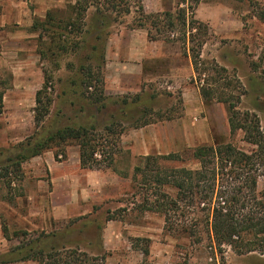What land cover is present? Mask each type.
Wrapping results in <instances>:
<instances>
[{"label": "rangeland", "instance_id": "1", "mask_svg": "<svg viewBox=\"0 0 264 264\" xmlns=\"http://www.w3.org/2000/svg\"><path fill=\"white\" fill-rule=\"evenodd\" d=\"M67 1L0 0V92H4L0 113V160L19 142L30 138L35 141V93L44 82L42 70L52 66L39 58L38 36L33 23L35 18H43L50 10H63ZM142 2L145 13L156 14L175 12L182 0ZM189 6L188 2L180 5L181 8ZM187 14L189 20L193 17L208 28L200 49V60L205 66H198V74L191 64V44L181 41L179 31H166L160 40L147 38L149 42L164 43L165 57L153 64L158 72L146 76L142 83H138L135 76L127 78V91L114 92L121 84L116 78L117 59L112 55L119 53L125 59L131 47L126 44L128 38L147 36L146 30L136 28L134 13L118 21L108 15V24L101 30L108 35L101 43L95 44L88 37L78 50L59 58L58 68L51 69L52 101L41 135L59 124L95 122L102 128L111 122L112 115L115 120H122L126 130L120 137L119 152L109 167L82 169L79 162L78 169L75 163V156L79 157L78 147L69 142L23 163L22 179L13 178L11 191L0 177V260L8 264H36L19 260L22 255L18 248L25 241L15 238L7 241L1 233L3 221L9 234L26 231L32 238L40 233L54 235L52 240L45 238V249L51 244L77 247L98 256L99 264H264V255L259 251L239 254L228 245L216 247L211 233L202 226L204 222L195 229L199 219L205 220L197 208L198 202L194 205L178 203V209L169 213L168 224L164 214L145 207L147 200L161 199L162 194L176 195L175 189L157 183L161 176L135 172L136 167H143L146 156L178 154L180 160H162L161 167L197 170L199 164L192 153L198 146L232 143L245 152L253 149L242 141L241 132L230 133L226 104L215 97L204 101L200 96L197 78L203 67L209 69L201 74L202 80L211 76L214 64L225 68L228 76L237 80L245 92L237 109L256 114L264 130V0H201L194 9L189 8ZM94 15L91 9L86 19L87 28L92 32L95 30ZM151 33L158 36L153 29ZM166 38L171 42L162 40ZM95 45L100 54L104 53V63L92 51ZM82 66H91L94 72L98 66L100 68L105 95L110 99L99 113L78 96L82 90ZM124 67L132 70L127 63ZM214 85L209 88H215ZM134 86L141 87L140 91L134 92ZM122 100L128 102L126 106H121ZM143 113L141 122H150L144 126L146 131L144 127H133V121L135 123ZM171 131L176 136L174 146L167 143ZM159 133L161 144L157 145L153 137ZM133 138H139L140 143ZM121 140H125V145L135 143L137 151L148 148L150 152L132 157L128 150H123ZM62 150L65 157H62ZM56 152L61 153L58 158L54 157ZM48 162L56 166L52 170L54 175L71 176L69 189L63 188V184H51ZM86 170L92 172L85 190L80 179ZM257 191H264V177L258 179ZM69 193L74 200L67 197ZM8 197L13 201L7 202L5 198ZM183 228H187V232H183ZM31 246L35 247V242ZM145 250L147 256L143 255Z\"/></svg>", "mask_w": 264, "mask_h": 264}, {"label": "trees", "instance_id": "2", "mask_svg": "<svg viewBox=\"0 0 264 264\" xmlns=\"http://www.w3.org/2000/svg\"><path fill=\"white\" fill-rule=\"evenodd\" d=\"M200 1L182 0L175 12L147 14L142 0H68L63 10H50L43 18H35L33 27L38 36L39 58L41 61L51 63V69L53 67L57 69L59 58L78 50L86 43L88 37L95 44L101 43L104 37H107L108 33H103L101 30L108 24V15H113L118 21L119 18L134 13L136 28L146 30L149 41L160 40L163 32L179 31L182 35L181 41H188L191 44L189 47L191 64L194 72L198 74V66H205L200 60V49L208 28L193 17L189 20L187 10L194 9ZM187 2L191 5L189 8L180 7ZM91 9L95 14L94 32L88 30L86 24L87 14ZM151 29L156 31L158 36L152 35ZM162 40L171 42L169 38ZM97 46H93L92 51L102 60L101 63H104V53L100 54ZM51 69L42 70L44 82L35 93V141L30 138L19 142L9 148L4 159L0 160V177L9 191L14 179H22L23 163L40 156L45 151L65 146L69 142H73L78 147L82 169L97 168L100 165L109 167L114 156L119 152L120 137L126 127L121 123L122 120L121 122L115 120L113 115L109 119L111 122L102 128L95 122L59 124L57 128L41 135L52 101ZM80 69L83 80L80 82L82 90L78 96L99 113L107 107V101L110 99L105 95L100 68L98 66L97 72H94L91 66H82ZM208 69L203 67L197 78L200 96L204 101L215 97L219 102L226 104L230 133L241 132L242 141L251 145L253 149L251 152H245L232 143L198 146L192 153V157L199 164L197 170L161 167L162 160L167 162L180 160L178 154L146 156L143 167H136L135 172L161 176L157 183L175 189L176 195L170 197L162 194L161 199L147 200L145 207L164 214L168 224L169 213L178 209V203L194 205L198 202L197 208L202 212L205 220L198 218L199 222L195 224V229L204 222L202 226L206 227L207 233H211L216 247L228 245L239 254L259 251L264 255V191H257V181L260 177H264V130L256 114L248 111L240 112L237 109V104L245 94L237 80L228 76L225 68L215 64L211 67V76L202 80L201 74ZM210 85H214L215 88H209ZM3 93L0 92V113L3 109ZM127 103L126 100L120 102L121 106H126ZM143 116L144 113L135 120V123L133 121L135 129L150 124L146 120L141 122ZM59 154L61 153L56 152L54 157L58 158ZM97 155L99 158L96 157ZM62 157H65L63 150ZM163 173L164 177H162ZM12 199L5 198L7 202L13 201ZM199 205L203 206L199 207ZM187 230L183 228V232ZM1 233L7 241L13 238L25 241L18 248V253L22 255L20 261H33L36 264H99L101 261L98 256L89 255L77 247L66 245L58 247L51 244L45 249L43 246L47 240L45 238L52 240L54 235L46 236L40 233L32 238L26 231L9 234L3 221H1ZM34 242L35 247H32ZM143 255L147 256L148 251L145 250ZM8 263L0 260V264Z\"/></svg>", "mask_w": 264, "mask_h": 264}, {"label": "crops", "instance_id": "3", "mask_svg": "<svg viewBox=\"0 0 264 264\" xmlns=\"http://www.w3.org/2000/svg\"><path fill=\"white\" fill-rule=\"evenodd\" d=\"M118 41H122L121 38H117ZM126 42V40H125ZM127 45L131 46L127 49L126 54L124 55V57H126L125 59L122 58V56L119 53H115L112 56L117 59V63H116V67L118 68V72H117V82L119 84H121V86L114 90V92L117 93H121V92H126L128 87L129 82L126 81L127 78H130L132 76H135L136 80L138 81V83H142L145 80V77L150 75L152 76L153 73H157L158 72V68L153 67L154 63H157V61H160L161 57H165V52L163 51V45L164 43L162 42H149L147 40V36L145 37H130V40L128 38ZM164 50H167L166 46H164ZM161 51L163 53H161ZM168 52V50H167ZM125 63H127L129 65V67H132V70H129V68H125L124 65ZM129 71H133V72H129ZM133 73V74H131ZM108 75V74H107ZM106 75V76H107ZM128 75V76H127ZM126 82V83H125ZM141 87H133V91L137 92L140 91ZM145 131L147 127H144ZM144 128H142L141 130H144ZM175 132L171 131V133L169 134V139L167 140V143H171L173 146L175 144L176 141V136L174 134ZM127 137V136H126ZM161 133H159V135H155L153 137V140L157 143L155 144H161ZM127 139V138H126ZM133 140H138L139 142V138H133ZM144 144L145 140L143 141ZM121 144L123 145V150H128L130 155L132 157H134L135 155H147L149 151L148 148H145L144 151H141V148L139 151H137V149L134 147L135 143H129L130 145H125V140H121ZM76 157V165H78V169H79V157ZM48 169H49V174H50V179H51V184L54 185H59V184H63V188L68 187V189L70 188V186L72 184H70V180L72 179L71 176L69 175H63V176H57L54 175L52 170L56 169V166L53 165V163L48 162ZM92 171L90 170H86L84 171V175L85 176H81V179L79 177L80 180H82L83 182V188L87 189L89 184H90V174ZM85 189V190H86ZM71 192V191H70ZM67 197H70L72 200H74V196L72 193H69V195H67ZM78 198V196H77ZM79 199V198H78ZM78 200H75V203H79L77 202ZM73 202V201H70ZM86 202H89V200L87 199Z\"/></svg>", "mask_w": 264, "mask_h": 264}]
</instances>
